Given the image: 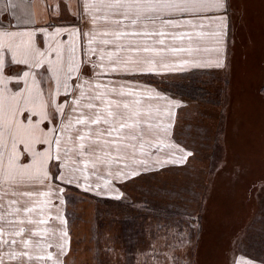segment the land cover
I'll use <instances>...</instances> for the list:
<instances>
[{
    "label": "snow or ice",
    "instance_id": "1",
    "mask_svg": "<svg viewBox=\"0 0 264 264\" xmlns=\"http://www.w3.org/2000/svg\"><path fill=\"white\" fill-rule=\"evenodd\" d=\"M17 7L30 6L5 4ZM69 10L71 20L0 30V264H64L66 230L49 251L53 208L66 223L53 203H64L62 184L93 190L95 177L97 194L118 192L113 182L147 170L153 149L180 153L155 164L192 156L169 141L167 97L139 78L195 63L189 57L209 35H225L227 18L226 0H77ZM206 21L219 30L205 31Z\"/></svg>",
    "mask_w": 264,
    "mask_h": 264
},
{
    "label": "rangeland",
    "instance_id": "2",
    "mask_svg": "<svg viewBox=\"0 0 264 264\" xmlns=\"http://www.w3.org/2000/svg\"><path fill=\"white\" fill-rule=\"evenodd\" d=\"M76 2L46 0L38 21L43 25L61 14L71 20V10L64 12L63 6L74 8ZM226 4L225 35L201 41L189 57L195 63L139 78L167 97L159 103L170 110L162 117L169 141L192 156L184 163L155 164L180 153L153 149L147 170L113 182L118 192L102 189L97 194L95 177L93 190L62 184L64 203L55 197L53 203L66 223L55 219L53 208L50 227L57 232L49 251L57 253L59 230H66L64 264H264V147L259 158L256 141L264 140V133L257 131L262 122L255 112L264 116V0ZM8 19L0 22V30L17 24L14 17ZM80 26L85 27L83 21ZM219 27V21L205 22L210 33ZM242 48L248 56L243 60L238 59ZM15 84L13 80L9 87ZM240 85L244 91H238ZM242 100L254 106L247 124L238 106ZM235 162L239 167L232 173ZM253 176L256 180H249ZM5 262L9 264L7 257Z\"/></svg>",
    "mask_w": 264,
    "mask_h": 264
},
{
    "label": "crops",
    "instance_id": "3",
    "mask_svg": "<svg viewBox=\"0 0 264 264\" xmlns=\"http://www.w3.org/2000/svg\"><path fill=\"white\" fill-rule=\"evenodd\" d=\"M6 2H7V0H0V22L4 23V22L9 21L8 17L9 18L14 17L15 20H12L13 22L17 21V19H16L17 17H24L25 15H31L32 17H34V21L30 24H23V25H19V26H17V24L16 25L12 24V26H6L5 27L6 30H13V29L22 30L25 28H35L38 25H42L40 23V21H38V18H40L43 14L45 15V10H46V6H47L46 0H11V2L15 3V4H23V5H29L30 6V7H17L15 9L5 8ZM13 12H15L16 15L15 14L13 15ZM5 15H6V17H5ZM3 17H5V19H3ZM0 25H1V23H0ZM12 27H14V28H12ZM38 35H40V34L38 33ZM257 50L258 51L260 50L259 46H258ZM260 56H261V54L256 55V60L261 59ZM239 58L241 60L248 58L247 54H245V52L243 51V48L240 49V55L238 56V59ZM235 86H238V85L236 84ZM256 86H257V84H256ZM256 86L254 87L255 90L253 89L254 93L257 91ZM244 90L245 89L243 88V85H240L238 87L239 92L244 91ZM255 97H256V94H255ZM256 103H258V105H259L260 102L258 101V99H256ZM260 105H261V103H260ZM238 106L241 107L242 118L246 119V124H247L248 122H250V119H248L246 117H248V115L250 114L249 113L250 109H252L254 112V106L249 104L248 100L240 101ZM243 109H246V113L243 111ZM255 112H257L259 114L258 118L260 117L261 118L260 122H262L259 127L257 125H255L256 127H258L257 131L258 132L262 131L261 133H264V116L261 114V110H256ZM247 129H249V127ZM254 130H255V128H254ZM256 141L258 142L257 147L259 148L257 154H258V157L261 158V151H262V147H264V140L260 139V140H256ZM245 154L247 156V153H245ZM236 161L238 162V160H236ZM237 162L230 164V171L232 173L235 171V168L239 167L237 165ZM234 164H236V165L234 166ZM254 175L257 176L258 175L257 172H254ZM255 176L249 178V180L251 179V181L252 180L255 181L256 180Z\"/></svg>",
    "mask_w": 264,
    "mask_h": 264
},
{
    "label": "trees",
    "instance_id": "4",
    "mask_svg": "<svg viewBox=\"0 0 264 264\" xmlns=\"http://www.w3.org/2000/svg\"><path fill=\"white\" fill-rule=\"evenodd\" d=\"M258 155V154H257ZM264 221V220H263Z\"/></svg>",
    "mask_w": 264,
    "mask_h": 264
}]
</instances>
